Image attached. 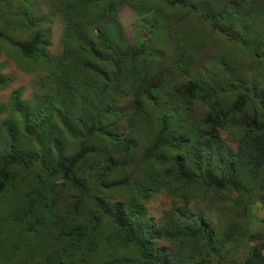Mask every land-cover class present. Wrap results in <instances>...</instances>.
<instances>
[{
  "label": "rangeland",
  "instance_id": "rangeland-1",
  "mask_svg": "<svg viewBox=\"0 0 264 264\" xmlns=\"http://www.w3.org/2000/svg\"><path fill=\"white\" fill-rule=\"evenodd\" d=\"M177 1L182 3L0 0V149L8 140L7 126L16 138H23L26 148H37L24 130L27 113L40 119L33 121L37 127L50 122L46 133L36 129L37 134H44L42 147L50 158L69 157L76 151L82 131L94 114L100 86L105 85L108 90L104 92V117L99 128L104 134L117 133L119 138L134 141L125 166L117 163L121 159L118 150L111 153L112 163L110 158L101 159L106 151L100 152L97 160L89 156L82 160L74 173L87 196L80 201L77 212L72 203L78 195L69 189H60L50 201L54 218H72L80 227L99 209L92 243L81 254H75L73 264L140 262L136 248L117 238L110 221L104 218L114 202H121L125 213L136 214L141 223L151 221L153 232L149 226L144 232L153 240L154 249L163 253L160 261L165 259L168 264H173L174 257L183 261L199 251L201 256L213 259L206 251L204 239H181L182 244L177 247L165 239L164 225H172L178 216L185 219L196 214L199 221H204L211 231V244L221 254L235 244V235L223 237L227 223L236 221L241 228L246 224L242 204L257 192L262 179L233 157L243 158L246 151L236 148L242 139L240 117L228 110L238 95L244 96L242 106L248 112L264 110V0ZM194 10L213 17L222 11L229 12L212 30ZM37 30L49 41L37 46L46 59L25 57L18 48ZM99 32L109 46L105 47L97 38ZM234 35L237 39L232 40ZM80 44L87 51H82ZM134 47H139L140 53L132 59L129 52ZM112 50L121 52L120 65L114 66V58L109 59ZM192 79L217 90L222 110L215 133L210 132L212 125L203 122L204 105L197 98L189 100L179 94L182 85ZM144 80L154 84L153 102L142 93ZM158 83L161 85L157 86ZM51 96L56 101L49 109H42L43 102ZM115 109L124 112L118 116L109 112ZM160 114L166 116L165 134L173 145L160 147L157 158L141 159L154 136ZM261 123L264 127V116ZM96 136L101 135L94 132L88 139L89 147L96 149L107 142L105 136L97 142ZM206 154L209 174L215 175L219 167L233 158L231 162L239 174L237 190L242 194L240 205L225 192L166 174L177 156L189 171V158L199 155L202 159ZM106 164H110L108 170ZM192 172L196 173L194 168ZM28 174L18 173L17 183L24 179L20 195L17 183L9 184L0 193V264H43L46 248L60 236L41 216L45 212L41 210V197L33 201L39 206L32 211V230L17 219L15 212L25 202V190H34L33 185H28ZM133 182L143 190V195L136 192ZM252 215L256 222L264 219L258 203L253 205ZM250 249H261L264 254V237L253 239Z\"/></svg>",
  "mask_w": 264,
  "mask_h": 264
},
{
  "label": "trees",
  "instance_id": "trees-1",
  "mask_svg": "<svg viewBox=\"0 0 264 264\" xmlns=\"http://www.w3.org/2000/svg\"><path fill=\"white\" fill-rule=\"evenodd\" d=\"M166 1L169 4H174L176 2L182 3L177 0ZM194 12L201 17L203 22L210 24L209 26L214 30L229 11L219 12L214 17L206 12L201 13L198 10H194ZM97 38L104 42L105 47L110 45L107 40L103 39L102 32L97 34ZM231 39H237V37L234 35ZM40 44L47 45L49 41L44 39L42 34L37 30L29 40L18 44V48L25 57L33 56L34 58L41 57L42 59H46L44 54L37 51V46ZM79 47L82 51H87L84 45L80 44ZM139 47L131 48L129 52L130 58L133 59L140 53ZM112 54L113 56L109 59L114 58L113 65H120L122 60H120L119 54L121 55V52L112 50ZM112 81L114 82L115 80ZM143 83L146 85L142 88V93H144L147 100L153 102V93L155 91L154 84L146 80H144ZM160 85L161 83L157 84V86ZM107 90L108 85L100 86L98 102H94V106L96 107L93 111L94 114H92L88 126L84 127V131H82V136L76 151L67 158H61L59 156L50 158L47 149L42 147L44 144V134H37L36 129L38 128L46 133V127L50 122H42L40 124L41 126L37 127V124L33 121L40 119L37 116L31 118L27 113L25 114L26 122L24 130L28 136H32V140L37 147L36 149L26 148L22 144L23 138H16L12 128L6 127L8 140L4 147L0 149V193L6 190L9 184L11 185L18 182L19 171L29 172L28 176L30 180L28 185H33L34 190L31 189L30 192L25 190V202L23 204L19 202L20 206L15 212V215L17 214V219H21L25 223L28 230H32V218L35 214V212L32 211L33 208L39 206L33 201L36 197H41V210L45 211L41 216L45 217L49 223L55 227V234L60 235L54 238L52 243L46 248L43 264H73V257H75V254H81L83 249H88V243H92V237L95 234L94 224L99 219L96 213H99V209L94 210V214L90 215L87 224L83 227H80L72 218H54V216H52L53 212L51 211L52 202L50 201L62 188L69 189L74 194L78 195L76 200L72 203L74 212H77L82 198L87 196L86 189L74 173L82 160L88 156L97 160L100 158V152L106 151V155L101 159L104 160L105 158L106 161L110 158L112 163L111 156L113 154L111 153L117 150L121 152V159L117 161L120 166H125L130 160L134 141L130 140L129 137L119 138L120 134L117 133L104 134L99 128L101 124L100 119L102 116L104 117L102 105L103 102H105L104 92ZM180 92L179 94L181 96L183 95L189 100H191V98H197V100L204 105L206 110L203 122L207 125H212L210 132L215 133L218 127L217 123L219 122L217 117L221 115L220 111L222 110V106L220 100L217 98V90L214 86L206 84L199 79H192L187 80L182 85ZM16 98L17 97H14V100H16ZM55 101L56 98L54 96L49 97L43 102L41 106L42 109H49ZM243 103L244 96L238 95L234 97L228 110L232 113H236L240 117L242 139L238 140L236 148L246 151V155L243 158H241L240 155H233V157L237 163L243 167H248L249 172H252L255 176H260V179H262L257 192L249 196L248 201L242 204L243 215L247 218L246 224H243L241 228L236 221L230 220L227 223L228 228L225 230L223 237L230 238L232 235H235L233 238L235 244L232 245L225 254H221L219 251L215 250L214 246L211 244L209 234L211 231H209L204 221H199L196 214H193L191 217L186 216L185 219L178 216L177 220L174 221L172 225H164L163 233L165 239H168L170 243L176 247L182 244L181 239H193L196 237H199L201 240L204 239L206 251L210 253L209 255H211L213 259L210 260L209 258L201 256L199 251L196 256H187L183 261H178V259L174 257L173 264H264V254L261 252V249L256 252H251L250 249V242L253 239L264 237V219L261 223L256 222L252 215L253 205L255 203L260 205L264 215V179L262 178V174L264 176V127L261 123L264 110L259 113H256L255 109L248 112L245 106H242ZM89 104L93 106L92 102ZM109 112L118 116L124 111L122 109H115ZM59 119L61 118L59 117ZM166 121V116L160 114L154 136L150 144L144 148L141 159L157 158V151L160 147L173 145L165 134ZM94 132L100 133L101 135L99 137L96 136L98 138L97 142H100L104 136L107 137V142H103L96 149L88 146V139H90ZM207 159V154L203 156L202 159H199V155L191 156L189 158L190 163L187 164L190 166V170L188 171L189 168L182 162V158L177 156L171 168L166 170V174L173 175L176 178L184 180V182L197 183L219 192H225L232 197V201L240 205L242 194L237 190L238 185H240L239 181H237L239 174L236 173L234 164L231 162L233 158L230 157L229 163L225 166L223 165L221 168L219 167L216 175L209 174ZM108 165L110 166V164H106L105 166L107 170L109 169ZM192 168H194L196 173L192 172ZM206 175L208 176L206 177ZM23 181L24 179H21L19 183L16 184L19 189V195ZM133 185L136 192L143 195V190L137 187V183L133 182ZM110 210L111 212L109 214L106 213L104 218L110 221V227L114 229L116 237L123 240L125 244L130 243L138 252L140 262L132 264H168L165 262V259L162 260L163 262L160 261L163 253L154 249L153 240L144 232L146 226H149L151 232H153L151 229V221H145L144 224L140 222L139 216L136 214H126L122 208L121 202H114ZM159 235L160 234L157 233V238H159Z\"/></svg>",
  "mask_w": 264,
  "mask_h": 264
}]
</instances>
